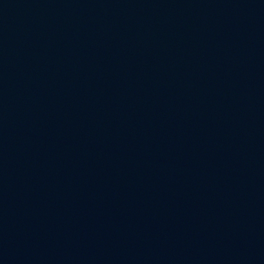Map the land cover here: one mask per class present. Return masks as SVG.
<instances>
[{
  "label": "water",
  "instance_id": "obj_1",
  "mask_svg": "<svg viewBox=\"0 0 264 264\" xmlns=\"http://www.w3.org/2000/svg\"><path fill=\"white\" fill-rule=\"evenodd\" d=\"M0 264H264V0H0Z\"/></svg>",
  "mask_w": 264,
  "mask_h": 264
}]
</instances>
